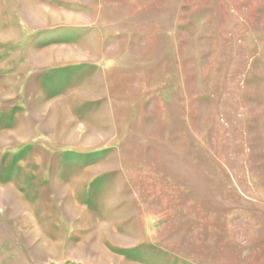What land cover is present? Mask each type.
Segmentation results:
<instances>
[{
	"label": "rangeland",
	"instance_id": "1",
	"mask_svg": "<svg viewBox=\"0 0 264 264\" xmlns=\"http://www.w3.org/2000/svg\"><path fill=\"white\" fill-rule=\"evenodd\" d=\"M0 264H264V0H0Z\"/></svg>",
	"mask_w": 264,
	"mask_h": 264
}]
</instances>
